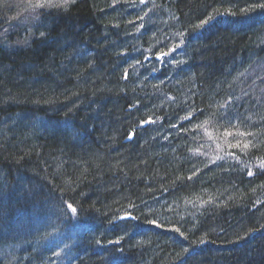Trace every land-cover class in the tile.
Here are the masks:
<instances>
[{
  "label": "trees",
  "instance_id": "trees-1",
  "mask_svg": "<svg viewBox=\"0 0 264 264\" xmlns=\"http://www.w3.org/2000/svg\"><path fill=\"white\" fill-rule=\"evenodd\" d=\"M13 2L0 264H264V0Z\"/></svg>",
  "mask_w": 264,
  "mask_h": 264
},
{
  "label": "snow or ice",
  "instance_id": "snow-or-ice-1",
  "mask_svg": "<svg viewBox=\"0 0 264 264\" xmlns=\"http://www.w3.org/2000/svg\"><path fill=\"white\" fill-rule=\"evenodd\" d=\"M8 0H0V6H5L7 4ZM71 2H75V0H71ZM70 0H62L61 3H55L54 0H35V2L33 3L32 0H29L27 8H25V11H27L28 9H32V10H36V9H43L45 10L46 14L50 15L51 12L49 10L51 9H64L65 11H67V8L69 6ZM259 7L264 8V4L259 5ZM204 23H207V21H204ZM40 35L43 37L45 36V33H40ZM163 55V54H161ZM225 119H227V117H223ZM185 119H191V117H186ZM131 138V137H129ZM249 176L252 175L251 172L248 173ZM66 208L70 211V213H76L77 209L75 207H73L72 204H67ZM151 224L153 225H157V221L152 220L150 221ZM159 226V225H157ZM177 232H179V229H176ZM181 235H183L181 233ZM204 241H201V243H203Z\"/></svg>",
  "mask_w": 264,
  "mask_h": 264
},
{
  "label": "rangeland",
  "instance_id": "rangeland-1",
  "mask_svg": "<svg viewBox=\"0 0 264 264\" xmlns=\"http://www.w3.org/2000/svg\"><path fill=\"white\" fill-rule=\"evenodd\" d=\"M15 2H17L19 4V8L20 10L18 11V16H21L22 18L20 19V24L23 26L26 24H28V22L30 21L31 17L38 14L37 9L34 11L32 9H28L27 11H25V8H27L28 2L29 0H13ZM54 1H58V0H54ZM62 1V0H61ZM15 2H13L14 5L18 6ZM32 2L34 3L35 0H32ZM18 22V21H16ZM261 66V65H260ZM264 65H262L261 67L258 68V70L260 68H263Z\"/></svg>",
  "mask_w": 264,
  "mask_h": 264
},
{
  "label": "water",
  "instance_id": "water-1",
  "mask_svg": "<svg viewBox=\"0 0 264 264\" xmlns=\"http://www.w3.org/2000/svg\"><path fill=\"white\" fill-rule=\"evenodd\" d=\"M158 58L161 59V56L159 55ZM130 137L131 138H129V140H132L134 138L133 134H130ZM128 218H133V216L131 214L122 216V219H128Z\"/></svg>",
  "mask_w": 264,
  "mask_h": 264
}]
</instances>
